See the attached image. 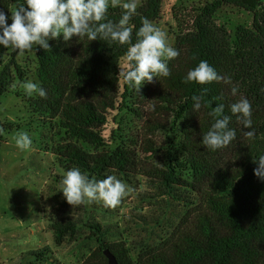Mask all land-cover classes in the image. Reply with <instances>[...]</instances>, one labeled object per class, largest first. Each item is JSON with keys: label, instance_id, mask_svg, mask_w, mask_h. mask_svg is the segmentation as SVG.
Instances as JSON below:
<instances>
[{"label": "trees", "instance_id": "trees-1", "mask_svg": "<svg viewBox=\"0 0 264 264\" xmlns=\"http://www.w3.org/2000/svg\"><path fill=\"white\" fill-rule=\"evenodd\" d=\"M24 2L0 0L9 24L10 10ZM163 2L143 0L137 6L129 21L133 43L143 18L155 23L162 17ZM229 5L252 13V24L230 30L217 23V12ZM192 10L187 20L174 13L171 46L179 56L167 62L170 75L145 83L141 93L119 74L127 44L87 36L65 42L61 36L49 40L47 51L35 46V83L47 91L46 99L19 91L17 83L28 81V72L15 51L0 45V95L14 93L25 102L27 124L45 128L43 149L63 169L52 173L53 196L64 173L76 167L90 179L115 175L128 188L142 189L146 183L151 190L139 192L141 200L183 207L168 234L156 233V238L151 231L140 240L117 234V225L106 221L119 216L120 207L98 203L100 208L89 210L85 203L77 214L68 210L50 217L57 247L75 243L87 249L79 264H109L106 250L117 264H264V180L255 176L253 162L264 155V0H206ZM122 12L109 4L106 20L118 23ZM201 60L230 77L231 84L185 83ZM205 88L201 108L194 111L192 97ZM241 97L251 103L253 139L243 135L250 129L230 109ZM218 104L225 106L223 115L230 117L236 138L211 151L201 139L214 122L209 112ZM60 196L56 203L69 206L62 191ZM29 253L45 264L56 259L49 245Z\"/></svg>", "mask_w": 264, "mask_h": 264}, {"label": "rangeland", "instance_id": "rangeland-1", "mask_svg": "<svg viewBox=\"0 0 264 264\" xmlns=\"http://www.w3.org/2000/svg\"><path fill=\"white\" fill-rule=\"evenodd\" d=\"M142 1L136 0L137 6ZM205 2L206 0H164L162 17L153 24L166 33L167 43L171 46L174 41L171 27L174 24V13L187 20L193 14L192 8L204 5ZM216 21L234 30L238 24L250 26L253 15L242 8L229 5L217 12ZM16 57L27 70L28 81L35 83L38 80L35 46L23 56L16 52ZM1 69L2 66L0 71ZM17 84L19 91L25 93L23 84ZM25 105L14 93L0 95V264H45L46 262L36 261L35 256L29 252L46 245L52 248L56 258L52 260V264H79L87 249L75 243L57 247L49 228V218L64 216L68 210L69 214H77L85 204L73 208L71 205L56 203L61 199V184L53 196L50 188L54 184L52 173L62 172L63 169L55 156L43 149L45 128L37 127L38 124H27ZM112 127L113 123L108 126L107 134H110ZM19 132H27L31 138L32 145L29 149L21 151L16 146L15 137ZM141 188L127 187L128 195L116 207H120L117 212L119 216H110L106 221L117 225V234L121 233L130 240H140L151 231H154L153 236L156 238V233L168 234L175 221L179 220L183 207L173 203L162 206L156 199L143 201L139 192L151 189L146 183ZM87 204L89 210L100 208L96 202ZM144 220L151 223L147 225Z\"/></svg>", "mask_w": 264, "mask_h": 264}, {"label": "clouds", "instance_id": "clouds-1", "mask_svg": "<svg viewBox=\"0 0 264 264\" xmlns=\"http://www.w3.org/2000/svg\"><path fill=\"white\" fill-rule=\"evenodd\" d=\"M123 9L118 23L106 20L109 9ZM136 0H25L11 12V23L8 14L0 9V45L11 48L23 56L26 51H32L33 46L49 50V40H59L62 36L69 42L74 36L79 39L87 36L90 41L97 39L129 45L125 57L126 64L119 66V74L124 82L138 93L145 83H153L154 78L168 77L170 69L167 62L179 56L178 50L167 43L166 33L156 27L147 18H143L142 26L136 32V42H132L133 29L129 21L136 13ZM231 84V78L221 76L206 60L190 69L185 77V83L195 82L200 85L220 82ZM15 87V85L13 86ZM29 97L38 95L47 98V91L32 81L22 85ZM194 95V111H199L203 94ZM238 88L233 86L231 92L236 95ZM224 105L218 104L209 112L214 118L210 129L202 134V145L211 151L228 146L236 138V132L229 128L230 117L223 115ZM232 114L237 115L243 123V135L248 139L255 137L252 128V107L250 101L241 97L230 105ZM15 144L21 150H27L32 140L27 132H19ZM258 166L254 169L256 177L264 180V155L253 158ZM61 191L67 203L73 208L85 203H102L104 207L115 209L122 199L128 195L127 185L115 175L97 180L89 178L79 168H72L61 179Z\"/></svg>", "mask_w": 264, "mask_h": 264}, {"label": "water", "instance_id": "water-1", "mask_svg": "<svg viewBox=\"0 0 264 264\" xmlns=\"http://www.w3.org/2000/svg\"><path fill=\"white\" fill-rule=\"evenodd\" d=\"M105 254L107 255V257L109 259V264H117L118 263L116 257L109 250H106Z\"/></svg>", "mask_w": 264, "mask_h": 264}]
</instances>
